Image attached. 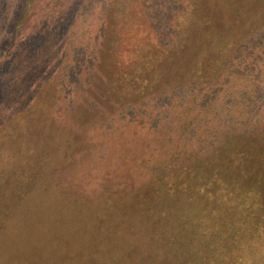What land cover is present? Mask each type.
I'll use <instances>...</instances> for the list:
<instances>
[{
	"label": "rangeland",
	"instance_id": "374dc122",
	"mask_svg": "<svg viewBox=\"0 0 264 264\" xmlns=\"http://www.w3.org/2000/svg\"><path fill=\"white\" fill-rule=\"evenodd\" d=\"M112 1L0 0V264H181L156 253L181 213L159 216L147 192L170 165L168 93L137 100L134 86L154 35L178 39ZM11 178L26 181L20 203Z\"/></svg>",
	"mask_w": 264,
	"mask_h": 264
},
{
	"label": "trees",
	"instance_id": "16d2710c",
	"mask_svg": "<svg viewBox=\"0 0 264 264\" xmlns=\"http://www.w3.org/2000/svg\"><path fill=\"white\" fill-rule=\"evenodd\" d=\"M104 3L120 19H151V32L164 24L178 39L164 47L154 35L151 73L134 85L137 100L167 92L159 102L174 117L158 155L170 165L153 171L147 192L161 201L159 216L181 215L156 237V253L181 264H264V0ZM9 182L8 197L20 203L26 181Z\"/></svg>",
	"mask_w": 264,
	"mask_h": 264
}]
</instances>
